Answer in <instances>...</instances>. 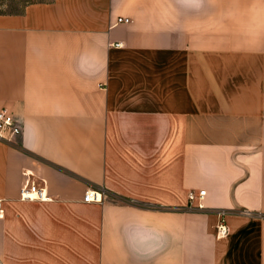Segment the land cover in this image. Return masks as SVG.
I'll return each mask as SVG.
<instances>
[{
    "label": "crops",
    "instance_id": "crops-1",
    "mask_svg": "<svg viewBox=\"0 0 264 264\" xmlns=\"http://www.w3.org/2000/svg\"><path fill=\"white\" fill-rule=\"evenodd\" d=\"M11 1L0 264H264V0Z\"/></svg>",
    "mask_w": 264,
    "mask_h": 264
},
{
    "label": "built area",
    "instance_id": "built-area-1",
    "mask_svg": "<svg viewBox=\"0 0 264 264\" xmlns=\"http://www.w3.org/2000/svg\"><path fill=\"white\" fill-rule=\"evenodd\" d=\"M118 21L129 22L130 18L127 16H120L117 19ZM114 45H121L120 41L113 42ZM22 130V123L13 116V114L5 107L0 108V137L8 141H13L16 139V136ZM31 172L26 170L24 171V178L20 183L19 187V197L20 199H38V200H47L50 197L47 195L44 187L37 186V184L30 179ZM205 193L204 188L198 189L197 192L194 190H189L187 192V198L193 204L194 200L196 201L195 205L202 207L201 198ZM82 199L84 201H101L102 193L97 187L89 185L84 190ZM192 206V205H191ZM194 206V205H193ZM4 213V202L0 198V216ZM229 231L228 226L224 221H219L216 226V235L222 236L226 235Z\"/></svg>",
    "mask_w": 264,
    "mask_h": 264
},
{
    "label": "rangeland",
    "instance_id": "rangeland-1",
    "mask_svg": "<svg viewBox=\"0 0 264 264\" xmlns=\"http://www.w3.org/2000/svg\"><path fill=\"white\" fill-rule=\"evenodd\" d=\"M11 0H0V10H2L3 8L7 7L4 6L6 3L8 4ZM14 1L12 0L11 3H13ZM8 8V7H7ZM194 203V202H193ZM191 202L190 200L187 198V204L185 205V207H191Z\"/></svg>",
    "mask_w": 264,
    "mask_h": 264
}]
</instances>
